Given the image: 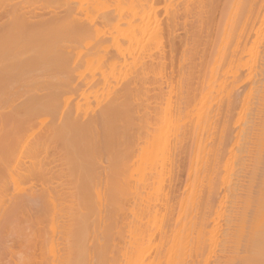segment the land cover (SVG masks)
Segmentation results:
<instances>
[{"label": "bare ground", "instance_id": "obj_1", "mask_svg": "<svg viewBox=\"0 0 264 264\" xmlns=\"http://www.w3.org/2000/svg\"><path fill=\"white\" fill-rule=\"evenodd\" d=\"M13 1L14 0H0V216L3 217L0 219V230H3V226L8 224L7 221L9 220H10V224L12 225L11 221L12 222L13 220L15 221L13 216H17V215L19 216L21 214H25L23 213L25 210L24 206L26 204V203L24 204L25 199L29 202L36 201L39 203V204H34L35 206L37 205V207L39 208L37 209L35 206L33 207V209L35 208V213H36L34 214V212L29 213L30 210L32 212L31 209L32 206L30 205L32 202L31 203L27 202V207L29 208V212L27 213L30 215L34 214L35 218H37L36 215L40 212L41 217L39 218L38 216L39 218L37 219L38 221H35V219L30 217V215L29 216L27 215L28 218L26 217L27 219H24L23 222L24 224L28 222L27 223L28 227L27 224L25 225L28 231L26 232V229L22 228L25 231V233L22 234V230H21L22 235H19V237L20 236H24V237L26 236V237L21 241V239L19 240L18 239L19 237L15 234L17 236V240H19L18 242L19 244L17 245L20 246L21 248L19 247V250H16V253L12 252L13 253L12 258L14 257L15 259L9 261L7 259L8 262L7 264H117L116 261H118L117 260L118 258H119L118 261L119 264H187L188 263L187 261L191 256H192L191 258L195 259L196 256H198L199 254L201 255V253L199 252L201 250V248H199V243L201 242L200 240L202 239L200 238L201 237L200 233H202V235H206V237L203 238L205 241L204 240L202 241H204V245H205L206 240H208L207 243L209 242L210 248L207 245V243L206 246L208 247L205 246V248L209 249L208 252L211 253V251L213 250L212 246L214 245L213 242L215 240L213 235H216L215 233H212V231L215 228H216L215 230L217 231V227H215L216 223L213 224V222L216 221L212 220V218L214 219L215 217L210 218L208 216L209 217L208 222L212 221L211 224H209V226L213 224L214 228L213 226H211L210 231L211 230L212 231L210 233L209 226L207 225L204 226V229L208 230V231L206 230L207 231L206 234L205 231H203V228H201V225L202 224L204 225L207 219L203 222V220L201 221L199 217L201 224L200 223L198 224L196 222L197 217L195 218L194 215L195 213L197 214L196 198L199 197L198 195L195 198L196 200H191V204L189 200V203L188 204L186 203V207H185L187 208V205L189 207H193L194 206L193 202L195 201L194 204L196 208L194 209L196 212L193 214L194 217L193 215H191L193 219H191L190 214H188L189 216L188 218L187 217L185 218L183 214L185 218V220H183L182 219L183 216L181 217L179 211L178 216L180 217V219L179 217L178 218L176 217L177 220L175 221V223H173L174 222L173 220L174 217L172 218L173 213L172 215L171 213H169L170 210H172L173 208L169 209V206L171 208V205L168 206V203L170 202V200L172 201L173 198L169 200L170 198L169 191H166V189L169 190L170 188L166 187V186L169 187V185H165V182H168L166 180L170 179V178L168 179V175L169 174L171 175V173L169 172H172L171 170H173L172 173L175 172L174 167L176 165V161L178 163L179 160L178 157L176 160V156H177L176 154L178 153L177 148L179 147L180 149H182L181 148L182 144L178 145V143L180 142L182 143L183 141L187 140V136L185 137V133L187 132V130L185 132V129H187L188 124L191 123L190 125L191 127L194 124L193 129L188 127V129L190 128L189 139H191V135L193 133V135L195 134L193 137H197L198 140L201 139L202 142V137H203L202 131L206 129L207 125L210 123V120L212 119L214 120L212 113L210 115V109L214 108L215 106L213 105L214 107L213 106L211 107L212 103L211 104L207 103L209 104L207 106L209 108L211 107L210 109H207L208 107H206L205 103L208 102L209 100L217 99L215 98L216 96L214 93H216V95H219L218 98L219 97L221 98V94L223 93L224 94V96H222L223 99L225 100L226 98L227 100L226 102H228V104L225 102V105L227 104V106L225 105L224 106L225 107L230 106L231 104L229 105V102L231 101H233V103L231 102L232 103L231 107L235 106L236 104L234 105V102L236 100H232V97L235 94H237L236 89L237 88L239 89L240 85H242L241 83L242 81H246V83L245 82L244 83L247 85V86L245 85L246 92L244 91L243 94L245 95L246 93L245 99L243 100L244 96L242 97V95L240 97L242 98L243 101H245V107L243 114L241 112L243 109L239 107L242 109L240 110L242 118L238 120H239V124L241 122L242 124H244V126L241 124L242 126L241 125L240 126L242 130L240 129L241 131L237 132V133L240 132V134L239 137L237 135L238 142L235 147V153L233 152V158L231 157V155L230 157L232 159L228 156V159L229 160L231 159V161H229L227 158L226 161H224L225 159L222 161L220 160L224 164L225 162L228 163L225 164V167H223V169L225 168L226 172L225 170L222 169L223 166L222 165L220 169L221 171L219 170L218 176L219 174L221 175L220 172L223 171L222 172L223 176L227 174L225 176L226 180L230 179V182L232 181L231 183L233 184L234 181L232 179H234L233 178L234 176L230 170L231 168L230 165L232 166L233 169L236 168V166L238 168V164L241 163L240 160L242 159L244 152L246 153L247 151H250L253 154V151L256 150L257 154L261 156V153L259 152L264 150V0H223V2L222 0H219V2L221 1V3L223 4L222 7L223 9L221 8L223 11V12L221 11L222 13L221 18L225 16V19L223 18V21L225 20V22L224 23L223 21L221 22L224 28L221 27L222 28L221 29L218 27L219 29H221L220 36L218 38L221 39H220V43L218 40L217 44L219 45L221 43H224V46H222L224 47L223 48L224 51L221 52L220 48H219L220 53L219 51H216L218 52L219 55L218 56L219 62L215 66L214 62L217 60L216 58L213 64L211 63V66L214 65L212 68V72L210 73V77L208 74L207 81L205 80L208 84L207 83L204 84L205 90L203 89L204 91L203 90L200 91L202 94L201 99H204L203 98L204 96L206 97V99L210 98L211 96V99L209 100L207 99V101L205 99L201 102L200 98H199L200 100L196 99L194 92L193 94L195 97L194 96L192 97H194L195 99L192 98L193 102L188 97L191 103H193L190 104L189 102L190 104L189 105L188 99L186 98L187 101H185V98L183 99L182 97L188 95L186 92L189 93L191 92V90H189L188 88L191 86L190 85L191 83L189 84L190 81L189 79L187 82L184 83L185 84L184 86H186V84L188 83L187 84L188 91H186L187 90L186 88L184 87L182 88V89H186L183 91L187 95H184V92L182 91V89H180V87L179 90L175 89L179 93V95H181L183 92V95L181 96L177 95V93L174 94V96L177 95L175 97L176 100L173 99L176 102L175 104V102L170 100V98H172L171 96L169 98L164 94V96L166 98H169V100L167 99L165 100L166 105L164 106V112L161 110L156 111V113H154V118H152L153 116L151 112H155V111L150 110L151 109L150 103L152 102H148L146 104V101L148 99H149L148 101H150V97H151L149 96L151 94V93L149 94L150 87L146 85L149 76L148 73L150 72L149 66L151 65H148L149 63H147L146 59L152 57V60L154 61V57H155L154 55L156 53L157 54L163 53V50L165 49V44L169 42V41L166 42L165 39L170 37L167 35V38H165L164 34H166V32H171V31H167V27L165 29L166 32H164L163 29L168 21L167 22L165 21L166 24L162 23L165 26L164 25L162 26V24L158 22L160 20V18H158L159 16L157 13L158 10L157 6L159 3L156 6V1L153 2V0H129L130 4L129 1H126V7L129 8V13H127L126 8L123 7L124 4L122 5L121 2L120 3L118 2L119 5L122 6L121 9L122 10L125 9L124 12H126L128 15H125L126 16L125 17L122 16L123 11H121L122 13L121 12L118 13L115 11V14L112 15L110 13V15L106 16L105 13L108 11H106V9L104 8L105 9L104 11L106 12L102 13L104 14L103 18L100 16L101 20H99L98 22L96 16H90V15H93V11H95L94 9H96L95 7H97L98 3L99 5L106 4V2L101 3L102 1L104 2V0H85L86 4H84V1H82L83 2L82 6H80L81 4L78 5L77 3L78 6L77 8H73L72 5H70V3H67V0L66 3L62 0L65 4L69 5L68 7L71 6V8H67L66 7L67 5L66 6L64 5V8L66 7V9L63 8V10H65L64 14L66 15L60 18L61 12L57 11V13H59V17L58 15L54 14L55 11H53L54 10L53 8H56L55 6L52 8L53 10H51L52 12H54L53 13L54 15L53 14L52 15L55 16V18L50 14L51 17L49 16L50 17L49 19L41 18L43 20L41 19L38 20L39 19L38 15L41 14L40 16L42 17L43 12L39 13L40 12L39 11L38 15L36 14L37 13L36 10H34L36 13L32 12L36 6L37 8H39L40 6L38 7V5H35L32 8V11H30L31 9L30 10L27 9L30 12L26 10L21 11L23 7L25 9L27 5H29L30 7L31 4L27 3L26 6H21L22 4L17 5L16 3L17 1H16L15 2L16 4L14 5ZM33 1L36 0H32V2ZM45 1L47 2L49 0H45ZM188 1L189 0H165V4H166L165 7L173 17L174 14H176L180 19L182 18L183 14L182 16H179L180 14L179 12L181 11L178 12V10L179 9L181 10L183 8L184 3L186 5L184 6V10H182V13L184 12L186 13V11L190 10L189 9L190 6L189 7L187 6ZM216 1L218 0H193L192 2L190 0L191 4L190 3L189 4L193 6V8L194 6H196L193 3L197 4V6L194 9L195 10L198 9L196 11V13H198V11L200 10L199 8L202 7L201 9H203V7L206 6L207 4L209 5ZM22 2L24 1H20V3ZM28 2L31 3V0H28ZM63 2H61V4ZM180 2H181V6L183 5L182 7L180 6L181 8L178 6ZM73 3H75L74 0ZM7 5L12 6V9H10L9 7L7 8ZM16 5L17 7H15ZM44 5L42 7H44ZM214 5L215 4H213V7ZM18 6H20L21 8ZM47 7L48 6H46V8ZM210 7L208 6L206 8L211 10ZM18 8H20L21 10L19 11ZM193 8L191 7V11L193 10ZM15 9H18V11H16ZM112 11H114V9ZM164 11H166V9ZM47 12L46 15L49 14ZM99 13L100 12H98V14ZM6 17L8 18L4 20V18ZM34 18L37 20H33ZM191 18L193 19V16ZM200 18H201V14H200ZM169 24L167 25L170 28H172L171 27L172 24L171 25ZM175 27L176 26H174V28ZM194 28L198 30V27H194ZM197 30L195 31L199 32ZM218 31L220 30H217V34H219ZM206 37L208 38L209 36L206 35ZM78 41L79 42L86 41L87 43L85 42V44H88V46L84 47L85 44L83 45V43L82 45L81 43H78L79 44L78 45L76 43ZM211 41L213 40L211 39ZM170 45H174V44H170ZM170 45H168V47ZM191 47L193 49V46ZM173 49L175 50V48ZM193 53L195 52H192V54ZM178 54H180V52ZM207 54L208 53L206 52V55ZM215 54L216 57L217 53ZM159 57L162 59L161 55ZM205 59H207V57ZM163 60L161 64L162 66H164L163 62H165ZM210 60H208V62ZM83 62L86 63L88 67V68L85 67L84 68L85 70L82 69L84 72L81 69H79L81 65H85V64H81ZM153 66H151L150 70L153 69L152 71L156 72V74L158 75L157 78H159V74L161 75V72L163 74V71H161L162 67H160L161 70L158 68L159 73H157V71L154 70V68L157 67L155 66L153 67ZM86 68L87 69L90 68L89 69L90 70L89 73H91L90 75L86 74L88 73ZM174 71L176 70H173V72ZM178 74L179 72H177V75ZM183 74L184 73L182 72V75ZM189 75L191 76V73H189ZM160 77L162 78V75ZM191 82L193 84L194 81ZM181 83H183V81ZM199 83L201 84L202 82L200 81ZM182 85L180 86L182 87ZM204 85L202 87H204ZM209 85H211L212 87L209 88ZM197 87L199 88V86ZM175 90L173 89L174 92ZM174 92H172V94ZM239 92L241 94L240 90ZM239 92L237 96L236 95L234 96L233 99L237 97L236 98L237 100L238 99L239 101L241 100L239 98L240 96ZM91 93H93L94 97H96L97 99V101H95L96 99H93L94 102H96V104H94L93 100L89 98V96H91L90 95ZM157 94L159 95V93ZM170 94L171 93L169 91V95ZM191 95L189 96L191 97ZM198 95H200V93L197 94V97L201 96ZM212 95L215 96L213 99H212L213 97ZM160 96L163 97L162 93ZM97 97L99 98L102 97L101 101ZM171 101L174 103L173 107H172L173 103H171ZM236 102L238 103V101ZM162 103H164V101ZM222 103H224V101ZM241 104L244 105V103ZM189 106L191 107V109ZM228 108L230 109V107ZM160 109H163V107H160ZM214 112H217V110L213 111V113ZM223 115L225 116L224 113ZM232 117L234 118L235 116L232 115ZM224 122L222 123V126L223 125L224 126L221 129V132H219L221 134L220 135L221 137L219 136V133L218 136H216L218 137V139H220V141L222 140L223 142L224 139L226 140V136H228L229 133L230 135L233 134L232 135L233 138H234V134H236V132L234 133L232 132L233 126L230 125L232 126L230 130V127L228 125L229 129H227V127L225 128ZM211 123H214L215 125V121H212ZM236 124L237 125L235 126L239 125L238 123ZM211 126L212 128L214 127L213 125ZM224 128L227 129L228 131L230 130L229 133ZM235 129L236 128H234V131ZM191 130H193L194 132H192ZM208 130L207 131L205 130L207 134L205 138L203 137L204 138L203 141H205V143H206L205 139L207 138V136H209L208 132L210 130L209 131ZM232 136L227 138V141H230L228 139H232L231 138ZM184 138L185 140L181 141V139ZM192 139L191 141L195 142L196 139L194 140ZM211 139H212L211 143H214L213 138ZM214 139H216L217 141V138L214 137ZM220 141L218 142L219 147H221ZM227 141H226V145H228ZM231 141L229 143H231L230 146L232 148V145L233 143L235 144V141L234 139L233 142ZM223 142H221V144H223ZM183 143H184L183 146L186 147L185 142ZM195 143L194 144L192 143L193 149L191 148L192 145H190V148L192 152L193 150L195 151V149H198V153L197 150L195 152L197 153V155L195 154L196 160H194L193 158L194 152L193 153L190 152L191 154H193V156L191 155L189 156L190 158L192 157L191 161L194 160L196 164H194L193 162L191 163L194 164V167L196 166L195 169L197 171V176H200L198 174V166L200 168L201 166H203V169L208 170V173L210 172L208 174L206 171L209 181L206 180L207 182L206 181L205 182L206 184L209 182L210 185H206L204 183L206 186V190L204 191L203 194H206L207 192V195L208 194L210 195L211 192H213L212 195L214 198L215 195L217 196V193L215 194V192L217 191L218 188H216L217 184L215 182L213 184L214 186L211 185L212 180L210 182V177L213 174L214 168L216 169L214 165H216L215 162L216 159L218 158V155L220 156L219 154L220 149H218L217 152L215 151L216 154L214 156L212 155V159L210 160L211 162L209 163L210 165H208V163H206L207 162L206 158H204V156L202 155L205 152L207 154V149H206L207 145L205 146L204 145L205 143L203 142L204 148L206 150L205 152L202 150L203 152L201 153L200 148L203 149V146L202 147L200 146L199 148V144H198L196 148ZM208 144H210V142H208ZM218 146L217 143H214L212 148L210 146L211 148L210 150L212 151L213 149L214 151L215 147L217 150ZM222 148H225L223 149L224 150L223 153L229 155L227 154L228 152H225L226 147L223 146L221 147V149ZM227 149H229V147H227ZM230 151L231 149L229 150V152ZM202 156L203 159H205L203 165L201 164L203 160ZM247 156L248 155H246V157ZM221 157H225V156H221ZM257 161L256 163L260 164V161L258 162ZM197 162L199 163V165H197ZM217 162L219 166V161ZM191 166L193 167V165ZM191 166L189 171L191 170ZM237 168L235 169L236 172H237ZM196 171H194L195 175H196ZM201 171L202 173H204V170H202V168ZM235 171L233 172L234 175H236ZM259 172L257 173L255 172V173L259 174ZM230 173L232 175H230ZM239 173L241 175L242 172ZM229 175L231 176V178H229L230 177ZM221 176L218 178L217 183L219 181H221V183L223 182V176L222 177ZM203 177L204 176L202 174L200 180L201 183L205 178ZM195 178L197 179L196 176ZM172 180H173V176H172ZM24 182L31 183L30 184L31 187L29 188V191L26 190L27 188L24 186L23 184ZM195 183L197 184V180ZM231 183L223 182L222 187L220 186L222 188L220 192H222L225 184L226 187L225 192L227 196L229 195L228 198L231 197L230 195L232 194L231 190L233 188L231 187L235 188V186H232ZM263 183L261 184L263 185L262 189L264 190ZM167 184H169V182ZM38 185H40L39 188H37ZM201 185H199L198 188L196 187V189L199 190ZM191 187H193V189L190 191L194 192L196 189L194 190L195 184H193V182ZM250 188L251 187H249V189ZM260 188L257 190L258 192L260 190L261 193L262 189ZM200 189L202 190L204 188H200ZM189 193L190 195L188 196L191 197L192 193L191 192ZM203 194H202V198H203ZM10 195L12 196V198H10L11 197ZM259 195L261 201H259L258 203V201L255 199L254 202L257 201L256 203H254L255 210H253L250 206L252 210L251 212H253V214L259 212V214H256V216L255 215L251 216L252 222L254 221L255 217L257 219V216H258V221L255 220L254 223L251 224L247 222L248 220H246V222L249 223L248 226H246L248 230L250 226H253V224L255 225V223H256L255 225L256 230L252 231L254 229L252 227L251 232L249 231L250 233L249 232L246 233L244 230L247 229L245 228V225L247 224L244 221V223L243 222L241 223L242 225H244L243 227L244 230L239 229L240 233L241 231H243L245 232V234L247 235L249 234L250 236L253 235V233L257 231L258 228L259 231L260 230L264 231V227H262V225L264 224V220L262 219L264 217L263 215L264 191L262 194ZM192 196L194 197L195 194L194 195L192 194ZM164 197H165L164 202L166 201L165 202L166 206H164L163 209L162 205L164 203L163 202ZM220 197L223 198L222 196ZM228 198L225 197V200L227 201ZM219 199L218 198L215 199L217 200L218 205L220 204L219 202L221 201H222L221 203H223V200L218 201ZM229 199H228V204L231 205L233 202H230ZM231 199H233V196L231 197ZM245 199L247 198L244 197V202ZM168 200L169 202H167ZM199 200L201 199H198V201ZM206 200L208 201L209 199H205V201ZM205 201L202 199L201 204L204 202L203 205H205L207 203V202L205 203ZM6 203L7 204L11 203L12 207L10 208L9 205L7 209ZM126 203H129L128 206L125 205ZM239 203L238 205H240ZM257 203L260 204L259 206L260 208L261 207L263 208H261L262 210L258 208V211L255 212L257 210L256 207ZM28 204L30 205V207ZM216 204L215 206H217ZM223 204L227 206V202H224ZM248 204L249 202L247 203V205ZM203 205L202 208L205 209L206 206L204 207ZM220 205L218 206L219 212L221 210ZM108 206L109 207L112 206L113 207V208L111 207L112 210L116 212V216H114L115 213L110 211L112 212V214L114 213V215L112 216L116 218L117 217L120 218L121 216H123L121 218L122 221L126 213L128 214L129 212V215L131 216L128 229L126 228V226L123 227L124 223L122 224V221L120 219L122 227L126 228V231L125 229L124 230L122 229L123 231H125L126 237L128 233L130 235L128 236L130 237L129 238L130 240L128 241L130 245L127 246V244H125L124 241L125 235L123 238V234L119 231V229H117L118 232H116L115 235L113 233L115 238L116 235L117 236L122 235L121 239L124 241V244L126 245V247H124L123 249L121 247L120 249L121 252H119L122 257V260L125 255L123 263H121L120 261V255L118 256V252L115 251V248H117L116 250L119 251L120 246L117 245L116 247L117 243H115L119 241V239L116 238L114 241V237L111 236L113 237V239L111 240L110 234H112V232L108 231L109 232L108 234V232L106 233V231L103 230L105 226L106 217H108L109 219L108 220L109 224H112L113 226V222H114L115 224L114 227L116 228V225L118 226L117 219L110 217L108 214L104 215L105 211L106 210L108 211L107 208ZM129 206L132 207L130 208ZM208 206L210 207L209 204ZM226 206L225 208H228V206L227 207ZM172 207H174V204ZM241 209L242 207L240 208V210ZM246 209L249 212L250 209L249 208ZM25 211H28V209ZM191 211L190 213H192ZM199 211L201 212V207L200 210H198V212ZM229 211H232V209L231 210L229 209ZM184 212H186V210ZM260 212L262 217H260L261 216ZM230 213L226 212V214L229 215ZM94 214H96L95 219L93 217ZM200 215L202 214H199L198 216ZM221 216L223 215L221 214ZM224 216L226 215L224 214ZM243 216L244 215H242V217ZM205 217L207 218V216H204L203 219ZM244 217L247 219L248 217L247 214ZM19 218H21V216H19ZM23 218L19 219L20 224L23 221ZM218 218L219 217H216L217 222L220 221V220L218 221ZM3 220L5 221V225ZM199 220L198 222H200ZM229 220L231 223L233 222V220L231 219ZM29 221L30 222L32 221L30 227H29ZM222 221H220V223ZM261 221H263V223H261ZM15 222L17 223L18 221ZM115 222H117V224ZM33 223H35V226ZM242 225L237 224V226L239 227H241ZM17 226L18 225L15 224L14 228H16ZM5 227H7V225ZM14 228L12 227L11 229ZM19 228L21 229V227L19 226L16 229ZM168 229L172 231V232L170 231L172 235L171 233L169 234ZM223 231H222V239L223 236H225V233ZM208 232L210 233V235ZM1 233L3 232L1 231ZM194 233L196 234V236ZM166 234H168L169 236ZM170 236H173L172 239H170ZM193 236L196 238L197 240L196 242ZM227 236L228 234L226 235V239H224L226 241L231 237L230 236L228 238ZM249 236L247 237L249 238ZM258 236L260 235L258 234ZM168 237L169 239H167ZM251 237L249 238V244L248 242L247 244L244 243L247 245L248 252L249 249L252 250L254 248L253 246L254 243L252 245V242H254L253 240L254 238L252 239L253 240L252 241L250 240ZM109 238H110V242H109ZM192 238L194 239V241ZM235 238L239 239L237 235L236 236L234 235V239ZM220 239L221 238H219V240ZM242 239L244 238L242 237ZM112 241H114L115 244L111 243ZM236 241L237 240H235V242ZM106 242L108 243V246L106 245L107 244ZM193 242L196 243L197 246L196 244L193 246L192 245ZM188 243H191V247L193 246L194 252L190 251L191 248L189 249V252L187 251L186 245H188ZM112 244H114L112 251L114 249V252H116L117 256L116 254H114V252L109 251L111 250ZM219 244L221 245V243L218 242V247ZM109 245L111 247H109ZM204 245L202 244L203 247L202 250L204 249ZM250 246L251 248H249ZM7 248L10 250L9 247ZM150 248L151 249L154 248L156 251V255L154 257L155 259L153 261L150 260L148 261L146 259L147 256L145 258L144 257L145 255L143 254L145 250L152 251L150 250ZM247 248H243V251L244 249L247 250ZM219 250L220 249L218 248V252ZM262 250H260V252ZM195 251L198 255H196ZM215 251L217 252V250ZM18 252L19 253L22 252L20 254L22 257L19 255ZM109 252H111L112 255L109 254ZM203 252L206 253L205 249ZM208 252L206 253L207 255ZM107 253L109 255H107ZM187 253L189 254L191 253L192 255L188 257L189 254L187 255ZM194 253L195 255L193 256ZM16 254H18L20 257L18 255L16 257L13 256ZM202 254L204 255V253ZM1 255L2 252H0V256ZM113 255H115V258L113 257ZM249 255L250 254H248V256ZM111 256L112 259L114 260L116 259V261L113 260L112 262L110 258ZM241 256H242L241 261L242 260L243 262L248 261L245 259V257L247 258V253ZM252 257H254V255ZM203 258L205 259L204 256ZM236 258L237 257H235V259ZM263 258L264 256L261 257L262 260ZM2 263L5 264V262ZM206 263L208 264L207 257H206ZM190 264H196V263H194V261H190ZM253 264L255 263L253 262ZM259 264L261 263L259 262Z\"/></svg>", "mask_w": 264, "mask_h": 264}, {"label": "rangeland", "instance_id": "obj_2", "mask_svg": "<svg viewBox=\"0 0 264 264\" xmlns=\"http://www.w3.org/2000/svg\"><path fill=\"white\" fill-rule=\"evenodd\" d=\"M17 1V2H16ZM20 1H24V2H22V3H20ZM39 0H36V1H33L32 2V0H31V3L30 2H28V0H14L13 2H14V5L17 3V5L18 4H22L21 6H26V4L28 3V4H31L30 5V7H29V5H27V7H25V9H24V7H23V9L21 10L20 8V6H18V7H20V8H18L19 9V11L21 10V11H29L30 9V11H32V8L35 6V5H38V7L40 6V7H42L44 4H46V5H44V7H42L43 8V10H42V8H37V6L35 7V9H33V11L32 12H35L34 10H36V14L38 15V12L39 13H42V17L40 16V15H38L39 17V19L38 20H40L41 18H47V19H49L50 17H51V15L54 13V12H52L51 10H53V11H55V13L54 14H56V15H58V17H59V13H57V11H59V12H61L60 13V15H61V17L60 18H62V16H65L66 14H64L65 13V10H63V8H64V5L66 6L67 4H65L66 3V0H51V2H50V0L49 1H39ZM61 4V2H63L61 5L58 3V2ZM71 0H67V3H70V5H72V7L73 8H77L78 6H77V3H78V5H80V6H82V4H83V2L82 1H84V4H86V2H85V0H80V1H78V0H74V2L76 3H73V0L70 2ZM113 1V0H112ZM111 0H104V2L102 1L101 3H105L106 2V4H100L99 5V3H98V5H97V7H95L96 9H94L95 11H93V15H90V16H96L97 17V21L99 22V20H101V17L103 18V15L104 14H102V13H104V12H106V11H108V12H106L105 14H106V16L107 15H110V13L113 15V14H115V11L116 12H118V13H120L121 11H123V15L122 16H125V15H128L127 13H129V8H127L126 7V1H129V0H114L113 2H112ZM125 2V3H123V2ZM156 1V6H157V4H158V10H157V13H158V18H160V20L158 21L159 23H165L166 24V22H167V24H169L170 22V24L169 25H171V27L172 28H170L167 24H166V26L164 25V24H162V26L164 25L165 27L163 28L164 29V32H166L165 31V29H166V27H167V31H171V32H166V34H164V37L165 38H167V35L168 36H170V37H168L167 39H165V41L167 42V41H169L168 43H166L165 44V49L163 50V55L162 54H160V53H156L154 56L156 57H154V61L152 60V57L150 58H147L146 60H147V63H149L148 65H151V66H153V64H154V66L155 67H157V68H154V70L155 71H157V73H159V71H158V68L160 69V67H162V70L161 71H163V74H162V72H161V75H162V78L160 77L161 75L159 74V78H157L158 77V75L156 74V72H153L152 70L153 69H151L150 70V68H151V66H149V73H151V74H149L148 73V81H147V84L146 85H148V87H150V92H149V96H151L150 97V101H146V104L148 103V102H152V103H150L149 105L151 106H149L151 109V111H155V112H151V114H152V118H154V113H156V111H158V110H161V111H163L164 112V106L166 105V99L167 100H169V98H170V96L172 97V98H170V100H172L173 102H175L174 100H176L175 99V97L177 96V95H179V93L175 90V89H177V90H179V87H180V89H182L183 87L184 88H186L187 89V87H188V83L186 84V86H184L185 84V82H187L189 79H190V81H189V84L191 85L190 87H188L189 88V90H191V92H192V95H191V92L189 93V92H186L187 94H185V92L183 91V90H186V89H182V91L184 92V95H187V96H182L183 97V99L185 98V101H187V99H188V104H189V102H190V104H193V103H191V101L193 102V100H192V98L193 99H195L194 97L196 96V99H198V100H200L201 99V97H202V94H201V92L200 91H202L203 89L205 90V85L204 84H206L207 82V77H208V74H209V77H210V73L212 72V68H213V66H211V63L213 64V62H214V60H216V58H217V60L214 62L215 63V66L218 64V62H219V55H218V52H216V51H219L220 49V51L222 52V51H224V47H222V46H224V43H221V44H217L218 43V40H219V43H220V39L218 38L219 36H220V32H221V27H223V25H222V21H223V18L225 19V16H223V18H221L222 17V13H221V11H222V7H223V4L221 3V1L219 2V0L218 1H216V2H213L212 4H207L206 6H204L203 7V9H201V8H199L200 10L198 11V13H196V11L198 10H195L194 8L197 6V4H195V3H193L194 5H196V6H194V8H193V6H191L190 4V0L188 1V3H187V6L189 7V9L190 10H188V11H186V13L184 12V13H182V10H184V6L186 5L185 3H184V6H183V8L180 10H178V12L179 11H181V12H179V13H177V14H179V16H182V14H183V16H182V18H178V15H176V14H174V17L170 14V12L167 10V8L165 7V0H153V2H155ZM193 0H191V2H192ZM13 2H12V4H13ZM16 2V3H15ZM19 2V3H18ZM38 2V3H37ZM48 2H50V3H48ZM79 2H81V3H79ZM117 2V3H116ZM121 2V4L123 5V7H125L126 8V12H124L125 11V9L124 10H122L121 8H122V6H120L119 5V3ZM219 2V3H218ZM222 2H223V0H222ZM35 3V4H34ZM72 3V4H71ZM114 3V4H113ZM162 5H161V4ZM190 3V4H189ZM24 4V5H23ZM52 5V7H51V5ZM59 4V5H58ZM76 5V7H75V5ZM111 6H109V5ZM112 4H113V6H112ZM129 4H130V1H129ZM163 4H164V7H163ZM180 4V5H179ZM178 4V6L180 7L181 6V2ZM192 4V5H193ZM213 4H215L214 5V7H213ZM221 4V5H220ZM17 5L15 6V7H17ZM50 5V6H49ZM74 5V6H73ZM120 6V8H119V6ZM46 6H48L47 8H46ZM56 6V8H53V7H55ZM61 8H60V7ZM63 6V7H62ZM69 5H67L66 7L67 8H71V6L70 7H68ZM116 6V7H115ZM177 6V7H178ZM181 6V7H182ZM210 7L211 8V10L210 9H207L206 7ZM10 8V9H12V6H9V5H7V8ZM29 7V8H28ZM66 7L64 8V9H66ZM101 7V8H100ZM109 7V8H108ZM119 9H118V8ZM180 7V8H181ZM191 7L193 8V10L191 11ZM213 7V8H212ZM216 7H217V9H216ZM219 7V8H218ZM53 8V9H52ZM57 8H59V9H57ZM106 9V11H104L105 9ZM162 8H164V9H162ZM222 8V9H221ZM14 9V8H13ZM18 9H15L16 11H18ZM27 9H29V10H27ZM38 9V10H37ZM62 9V10H61ZM99 9H102V10H99ZM109 9H114V11H112V10H109ZM121 9V10H120ZM162 9V10H161ZM166 9V11H164ZM178 9V8H177ZM49 10V11H48ZM61 10V11H60ZM68 10V9H67ZM204 10V11H203ZM215 10V11H214ZM219 10V11H218ZM29 11V12H30ZM48 11V12H47ZM191 11V12H190ZM210 13H209V12ZM46 12L47 13H49L48 15H46ZM98 12H100L99 14H98ZM200 12V13H199ZM223 12V11H222ZM44 13H45V15H44ZM66 13H67V11H66ZM107 13H109V14H107ZM213 13V14H212ZM51 14V15H50ZM53 14V15H54ZM98 14V15H97ZM117 14V13H116ZM189 14V15H188ZM200 14H201V18H200ZM208 14V15H207ZM211 14V15H210ZM216 14V15H215ZM224 14V13H223ZM52 15V16H53ZM198 15V16H197ZM218 15V16H217ZM50 16V17H49ZM99 16V17H98ZM101 16V17H100ZM193 16V19L191 18ZM208 16V17H207ZM54 18H55V16H53ZM84 17V16H83ZM126 17V16H125ZM169 17V18H168ZM197 17V18H196ZM204 17V18H203ZM210 17H212V18H210ZM8 17H6V18H4V20H6ZM165 18V19H164ZM206 18V19H205ZM43 19H41V20H43ZM56 19H57V16H56ZM59 19V18H58ZM164 19V20H163ZM170 19V20H169ZM192 19V20H191ZM202 20V22H201V20ZM212 19V20H211ZM216 21H215V20ZM222 19V20H221ZM33 20H37V19H33ZM178 20V21H177ZM182 20V21H181ZM194 20V21H193ZM206 20V21H205ZM210 20H211V22H210ZM214 20V21H213ZM166 21V22H165ZM181 22V23H180ZM204 22V23H203ZM211 24H210V23ZM217 24H216V23ZM220 23V25H219V23ZM225 22V20L223 21V23ZM177 23V24H176ZM179 23H180V25H179ZM198 23V24H197ZM215 23V24H214ZM189 24V25H188ZM195 24V25H194ZM210 24V25H209ZM176 26L175 28H174V26ZM201 25H203V26H201ZM218 25V26H217ZM222 25V26H221ZM161 26V27H162ZM199 26H200V28H199ZM213 26V27H212ZM170 29H169V28ZM180 27V28H179ZM194 27H198V30L196 29V28H194L195 30H197V31H199V32H196L193 28ZM221 28V29H219V28ZM206 28V29H205ZM212 30H211V29ZM216 28V29H215ZM224 28V27H223ZM174 29V30H173ZM176 29V30H175ZM203 29V30H202ZM217 30H220V31H218V33L219 34H217ZM191 31H192V33H191ZM205 31V32H204ZM193 32H195V33H193ZM204 32V33H203ZM208 32V33H207ZM212 32V33H211ZM214 32V33H213ZM168 33V34H167ZM171 35H170V34ZM174 33V34H173ZM197 33V34H196ZM194 34V35H193ZM207 36H209L208 38L206 37V35ZM209 34H211V35H209ZM213 34V35H212ZM197 35V36H196ZM205 35V36H204ZM108 36H109V34H108ZM172 36V37H171ZM174 36V37H173ZM213 37V38H212ZM216 37V38H215ZM175 38V39H174ZM198 38V39H197ZM218 38V39H217ZM210 39V40H209ZM211 39L213 40V41H211ZM171 40V41H170ZM183 40V41H182ZM193 40V41H192ZM196 40V41H195ZM216 40V41H215ZM204 41V42H203ZM207 41H208V43H207ZM214 41H215V44H214ZM86 42V41H85ZM85 42L83 41H81V42H76L77 44L78 43H81V45H82V43H83V45L85 44ZM176 44H175V43ZM195 42V43H194ZM202 42V43H201ZM213 42V43H212ZM87 43V42H86ZM170 44H174V45H170ZM182 44H184V45H182ZM214 44V45H213ZM79 45V44H78ZM168 45H170L169 47H168ZM215 45H217V46H215ZM221 45V46H220ZM85 46H88V44H85L84 45V47ZM167 46V47H166ZM174 46V47H173ZM183 46V47H182ZM191 46H193V49H192V47ZM214 46V47H213ZM189 47V48H188ZM195 47V48H194ZM197 47V48H196ZM173 48H175V50H177V51H175ZM200 48V49H199ZM202 48V49H201ZM213 48H214V50H213ZM217 48H218V50H217ZM220 48V49H219ZM169 49V50H168ZM167 50H168V53H167ZM189 50V51H188ZM202 50V51H201ZM205 50H206V52L208 53L207 55H206V52H205ZM175 51V52H174ZM180 52V54H178L179 52ZM199 51V52H198ZM220 51H219V53H220ZM183 52V53H182ZM187 52V53H186ZM191 52V53H190ZM192 52H195V53H193L192 54ZM173 53V54H172ZM199 53V54H198ZM213 53V54H212ZM215 53H217V56L215 57ZM162 56V59L159 57L160 55ZM166 54V55H165ZM170 54H172V55H170ZM187 54V55H186ZM157 55V56H156ZM159 55V56H158ZM169 55V56H168ZM174 55V56H173ZM177 55V56H176ZM191 55V56H190ZM193 55H196V56H193ZM205 55V56H204ZM215 57V59H214V57ZM190 56V57H189ZM158 57V58H157ZM167 57V58H166ZM170 57V58H169ZM183 57H185V58H183ZM195 57V58H194ZM207 57V59H205ZM211 57H212V59H211ZM163 58H164V60H163ZM180 58V59H179ZM183 60H182V59ZM190 58V59H189ZM149 59V60H148ZM151 59V60H150ZM159 59H161V60H159ZM168 59V60H167ZM172 59V60H171ZM184 59H185V61H184ZM188 59V60H187ZM196 59V60H195ZM212 60V62H211V60ZM162 60L163 61H165V62H163L164 63V66H162L161 64H162ZM167 60V61H166ZM204 60V61H203ZM208 60H210L209 62H208ZM156 61V62H155ZM158 61H160V62H158ZM182 61V62H181ZM188 61V62H187ZM191 61V62H190ZM200 61H201V63H200ZM159 64H158V63ZM175 62V63H174ZM198 62V63H197ZM209 63H210V66H209ZM81 64H85V65H81L80 66V68L79 69H84L85 67H87V64L86 63H81ZM166 65V66H165ZM170 65V66H169ZM198 65V66H197ZM208 65V66H207ZM153 66V67H154ZM159 66V67H158ZM152 67V68H153ZM209 67H210V69H209ZM88 68V67H87ZM86 68V69H87ZM95 68V67H94ZM168 70H167V69ZM174 68H176V69H174ZM90 69V68H89ZM89 69H87V72L88 73H86V74H88V75H90L91 73H89L90 72V70ZM157 69V70H156ZM178 69V70H177ZM199 69V70H198ZM204 71H203V70ZM85 70V69H84ZM89 70V71H88ZM92 70V69H91ZM165 70H167V71H165ZM173 70H176V71H174L173 72ZM193 70V71H192ZM209 70V71H208ZM83 71V70H82ZM152 71V72H151ZM184 71H186V72H184ZM197 71V72H196ZM208 71V72H207ZM84 72V71H83ZM177 72H179V74L177 75ZM182 72L184 73L183 75H182ZM194 72V73H193ZM204 72V73H203ZM153 73V74H152ZM189 73H191V76L189 75ZM156 74V75H155ZM187 74V75H186ZM198 74H199V76H198ZM202 74V75H201ZM165 77H164V76ZM192 75H193V77H192ZM172 76V77H171ZM174 76V77H173ZM184 76V77H183ZM198 76V77H197ZM201 76V77H200ZM171 77V78H170ZM189 77V78H188ZM243 77V76H242ZM128 78H129V76H128ZM180 78V79H179ZM185 78V79H184ZM194 78V79H193ZM162 81H161V80ZM202 82L201 84L199 83L200 81ZM151 80V81H150ZM157 80V81H156ZM168 80V81H167ZM206 80V81H205ZM208 80H209V78H208ZM161 81V82H160ZM173 81V82H172ZM183 81V83H181ZM191 81H194L193 82V84H192V82ZM199 81V82H198ZM205 81V82H204ZM160 82V83H159ZM163 82V83H162ZM179 82H180V84H179ZM246 81H242L241 83H242V85H240V87H239V89L237 90L236 89V93L238 94V92H239V90L241 91V94H240V92H239V98L241 97V95H242V97H243V100L245 99V95H246V93H245V95H243L244 94V91L246 92ZM171 83V84H170ZM196 83V84H195ZM154 84V85H153ZM158 84V85H157ZM167 84V85H166ZM173 84V85H172ZM178 84H179V86H178ZM183 84V85H182ZM208 84V83H207ZM210 84V83H209ZM244 84V85H243ZM177 87H176V86ZM180 85H182V87L180 86ZM201 85V86H200ZM204 85V87H202ZM246 85V86H245ZM159 88H158V87ZM176 88H175V87ZM197 86H199V88L197 87ZM160 87H162V88H160ZM202 87V88H201ZM210 87H212L211 85H209V88ZM164 88V89H163ZM198 88V89H197ZM206 88H207V85H206ZM98 89V88H97ZM155 89V90H154ZM160 89V90H159ZM172 89V90H171ZM173 89L175 90V92L173 91ZM163 92H162V91ZM170 91V95H169V91ZM196 90V91H195ZM203 90V91H204ZM155 91V92H154ZM164 91H166V92H164ZM181 91V90H180ZM181 91V92H182ZM186 91H188V89L186 90ZM198 91V92H197ZM172 92H174L173 94H172ZM181 92H180V94H181ZM183 92H182V94L181 95H183ZM195 92V96H194V93ZM225 92V91H224ZM157 93H159V95L157 94ZM161 93H162V96L163 97H161L160 95H161ZM175 93H177V95H175L174 96V94ZM200 93V95H198V96H200V97H197V94H199ZM156 94V95H155ZM164 94H165V96H167V97H169V98H166L165 96H164ZM215 94V96H213L212 97V99L215 97V98H217L216 100H209V99H211V96H210V98H207L209 101L208 102H206L205 104H206V107H208L207 105H209V104H207V103H212L211 104V107L213 106L214 108H212V109H210L209 107L207 108V109H210V115H211V113H212V115H213V117H214V120L212 119V120H210V123L207 125V127L209 128V130L212 128V126L211 125H213L214 127V130H213V128L209 131L208 130V128L206 127V131L208 130L209 132H208V135L210 136H207V138L205 139L206 140V143H205V141H203L204 140V138L206 137V131L205 130H203L202 131V133H203V137H202V135H201V137H202V142H201V139L200 140H198V138L197 137H193L194 135H193V133L192 132H194L193 130H191L192 132V135H191V139L192 140H194V139H196L195 140V142L197 143H195L194 141H191V139H189L190 137H189V133H190V128H192L193 129V126H194V124L192 125V127L190 126L191 125V123L190 124H188V127H190L189 129H188V127H187V129H185V132H186V130H187V132H188V130H189V132H188V135H187V132L185 133V137L187 136V140L186 141H183V142H185V146L186 147H184L183 145H184V143L182 142H180V143H178V145H181L182 144V149H183V151H182V149H180L178 146V148H177V151H178V153L176 154L177 156H176V160H177V157H178V163H177V161H176V165H175V172L174 173H172L173 172V170H171L172 172H169V173H171V175L169 174L168 175V179L169 180H166V181H168L169 182V184H167L168 182H165V185H169V187L168 186H166L167 188H170L169 190L168 189H166V191H169V200L170 199H172L173 198V200L171 201L170 200V202H169V200L167 201V202H169L168 203V206L169 205H171V208H170V206H169V209H172V210H170V212L169 213H171V215H172V213H173V215H172V218H173V220H174V222H173V220H172V222L173 223H175V221L177 220V218L179 217L178 215L180 214L181 215V217L183 216V214H184V216H185V218L187 217H189L188 216V214H190V216L191 215H193L196 211H195V209L194 208H196V206H195V201L193 202V205L195 206H193V207H189L188 205H187V208H185L186 207V203L188 204L189 203V200H190V204H191V200H196V205H197V214L195 213L194 215H195V218L197 217V223L199 224H201V221L203 220V222L205 221V224L203 225H201V228H203V231H205V233L207 234V231L204 229V226H209V224H211V222H208L209 221V217L211 218V217H215L214 219L212 218V220H214V221H216V222H213V224H215L216 223V226L215 227H217V231L215 230V229H213V231H212V233H215L216 235H213V237L215 238V240H214V245L212 246L213 247V250L211 251V249H210V251H211V253L210 252H208L209 251V249H206L205 248V246H206V243H207V241L208 240H206V243H205V245H204V239L203 238H205L206 237V235H202V233H200V238H202L200 241L201 242H203V243H199V248H201V250L199 251L200 253H201V255L199 254H197L196 253V251H195V253H196V255H198V256H196V258L194 259V258H191L192 256V254L190 253H187V255H188V257H190L189 259H188V263L190 264V261H194V263H196V264H201V261H202V264L204 263V264H207L206 263V257H207V262H208V264H246V262H247V264H253V262L255 263V264H259V262L262 264V262H263V264H264V258H263V260L261 259V257L262 256H264V254H263V251H264V246H263V242H264V237H263V235H264V231L262 230H260L259 231V228L257 229V231H255L254 233H253V235H254V237H253V235H250L249 236V234L247 235V234H245V232L246 233H248L249 231L251 232V228L253 227L254 229L252 230V231H254V230H256L255 229V225H256V223H255V225L253 224V226H250V228H249V230H248V228L246 227V226H248V224L249 223H254V221L256 220V221H258V216H257V219H256V217H255V219H254V221L252 222V220H251V216H253V215H255L256 216V214H259V212H257L258 211V208H260L259 206H260V204H261V202H260V204H258L259 203V201H261V199L259 198L260 197V195L259 194H262L263 193V185L261 184V183H263L264 182V164H262V163H264L263 161H264V157H263V153H264V150H262L263 151V153H262V151L261 152H259V153H261V156L259 155V154H257V151L256 150H254L253 151V154H252V152H250V151H247L246 153L244 152V155H243V157H242V159L240 160V162L241 163H239L238 164V168H237V166H236V168H237V172L235 171V169L236 168H232V166L230 165V167L233 169H231L230 168V170H231V172H232V174H233V178L234 179H232L234 182H233V184L230 182V179H227L226 180V175H225V173H224V175L225 176H223V174H222V172H220L221 173V175L223 176V182H229V183H231L232 184V186H235V188L234 187H231V185H230V187L231 188H233L232 190H231V192H232V194L230 195L231 197L233 196V199H231V197H229L228 198V196L226 195V187H225V184H224V187H223V190H222V192H220L221 191V187H222V185H223V182L221 183V181H219L218 183H217V181H218V178L221 176L220 174H219V176H218V173H219V170L221 169V166H222V169H223V167H225V164H227L228 162H225V164L224 163H222L221 161L222 160H224V161H226V158L228 159V156L230 157V155H231V157L233 158V152L235 153V147H236V144H237V142H238V138H237V135H238V137H239V134H240V132L239 133H237L238 131H241L242 130V128H241V126L243 125L244 126V124H242L241 122H240V124H239V120L238 119H241L242 118V116H241V112H242V114H243V112H244V107H245V101H243L242 100V98H240L241 100L240 101H242V102H240L239 101V99L237 100L236 98L237 97H235V99H233L234 98V96L236 95L237 96V94H235L233 97H232V100H236V101H238V103L235 101L234 102V105L235 106H232L231 107V105H232V103H233V101H231V102H229V105L230 106H228V107H230V109L228 108V107H225V106H227V104H228V102H226L227 100H226V98H225V100L223 99V97L222 96H224V94L222 93H220L221 94V98L219 97L218 98V96L219 95H216V93H214ZM219 94V93H218ZM91 96H89V98L91 99V100H93V99H96V97H94V94L93 93H91L90 94ZM169 95V96H168ZM181 95H179V96H181ZM189 95H191V97L189 96ZM93 96V97H92ZM192 96H194V97H192ZM165 97V98H164ZM174 97V98H173ZM181 97V98H182ZM190 98V100H189V98ZM88 98V99H89ZM97 98H99V97H97ZM157 98V99H156ZM162 98H164V99H162ZM187 98V99H186ZM200 98V99H199ZM204 99H201V102L203 101V100H205L206 99V97L204 96L203 97ZM101 99H102V97H100L99 98V100L101 101ZM153 99V100H152ZM174 99V100H173ZM207 99H206V101H207ZM219 99V100H218ZM98 100V101H99ZM157 100V101H156ZM218 100V101H217ZM221 100V101H220ZM95 101H97V99L95 100ZM154 101V102H153ZM156 101V102H155ZM164 101V103H162ZM171 101V103H173ZM211 101V102H210ZM214 102V104H213V102ZM220 101V102H219ZM224 101V103H222ZM93 102H94V100H93ZM217 102V103H216ZM225 102L227 103L226 105H225ZM155 103V104H154ZM163 104V106H162V104ZM216 103V104H215ZM222 105H221V104ZM241 103H244V105L243 104H241ZM94 104H96V102H94ZM175 104H176V102H175ZM189 104V105H190ZM158 105V106H157ZM161 105V106H160ZM173 105H174V103L172 104V107H173ZM219 105V106H218ZM221 105V106H220ZM225 105V106H224ZM242 105V106H241ZM156 106H157V108H156ZM218 106V107H217ZM224 106V107H223ZM238 106V107H237ZM153 107H155V108H153ZM160 107H163V109H160ZM190 107V106H189ZM204 107H205V105H204ZM219 107H221V108H219ZM239 107H241V108H239ZM219 108V109H218ZM226 108V109H225ZM233 108V109H232ZM152 109H154V110H152ZM190 109H191V107H190ZM212 110V111H211ZM217 110V112H214L213 113V111H216ZM227 112H226V111ZM230 110V111H229ZM232 110H234V111H232ZM240 110H242L241 112H240ZM224 111V112H223ZM236 111V112H235ZM239 111V112H238ZM160 112V111H159ZM158 112V113H159ZM221 112H222V114H221ZM231 112V113H230ZM232 112H233V114H232ZM223 113L225 114V116L227 117H225L224 115H223ZM235 113V114H234ZM232 115L233 116H235L234 118L232 117ZM240 115V116H239ZM222 117V118H221ZM225 117V118H224ZM211 118H212V116H211ZM216 118V119H215ZM229 118H230V121H229ZM219 119V120H218ZM224 119V120H223ZM231 120H232V122H231ZM212 121H215V125H214V123H211ZM219 121V122H218ZM222 121V122H221ZM225 121V122H224ZM224 122V124H225V128L227 127V129H229L228 128V125H229V127H230V130H231V128H232V126H233V128H232V132L234 133V132H236V134H234V138H233V134L232 135H230V133H229V131L227 130V129H225L229 134H228V136H226V140L224 139V142L221 140L220 141V139H218V137H216V136H218V133L219 132H221V129L223 128V126H222V123ZM227 123V124H226ZM230 123V124H229ZM236 123H238L239 125L238 126H235V125H237ZM217 124H218V126H219V128H218V126H217ZM220 124H221V126H220ZM242 124V125H241ZM227 125V126H226ZM230 125H232V126H230ZM241 125V126H240ZM211 126V127H210ZM240 126V127H239ZM218 128V129H217ZM234 128H236L235 129V131H234ZM220 129V130H219ZM239 129V130H238ZM241 129V130H240ZM216 130V131H215ZM205 132V133H204ZM225 132V131H224ZM223 132V133H224ZM227 132H226V135H227ZM223 133H222V135H223ZM217 134V135H216ZM212 135H214V136H212ZM221 134L219 133V136H220ZM235 135H236V138H235ZM230 136H232L231 138L232 139H228V140H232L231 142H233V139H234V141H235V144L233 143V145H232V148H231V146H230V144L231 143H229L230 141H227V138H229ZM183 137H184V135H183ZM214 137L215 138H217V141H216V139H214ZM221 137V136H220ZM211 138H213V142L214 143H217V146L219 145V141H220V145H221V147H226V151L225 152H228L227 154H229V155H226V153H223L224 152V150L223 149H225V148H222L221 149V147H219L218 146V148H217V150H216V147H215V150L213 151V149H212V151L210 150L211 148H212V146L214 145V143H211L212 142V139ZM211 139V140H210ZM182 140H185V138L184 139H181V141ZM198 140V141H197ZM208 140V141H207ZM215 140V141H214ZM219 140V141H218ZM226 141H227V143H228V145H226ZM189 142V143H188ZM199 142V143H198ZM200 142H201V144H200ZM203 142L205 143L204 145L206 146L207 145V147H206V149H207V154H206V152H205V148H204V145H203ZM208 142H210V144H208ZM221 142H223V144H221ZM195 143V146H196V148H197V146H198V144H199V148H200V146L202 147L203 146V149H201L200 148V152L202 153L203 151L205 152V153H203L202 155L204 156V158H206V160H207V162L206 163H208V165H210L209 163L211 162L210 160L212 159V155L214 156L216 153H215V151L217 152L218 151V149H220V151H219V154H220V156L218 155V160L216 159V165H214L215 167H216V169L214 168V170H213V174H214V176H213V174H212V176L210 177V182H211V180H212V183H211V185H213L214 184V182L217 184V187L216 188H218L217 189V191L215 192V194L217 193V196L215 197L214 196V198H213V192H211V194L209 195H207V192H206V194H203L204 193V191L206 190V186H205V184H206V180H208V175H207V173H208V170H205V169H203V166H201V168H202V170H204V173H202V171H201V168L198 166V174L200 175V176H197V171H196V166L194 167V164H196V162L194 161V160H196V156H195V154L197 155V153H198V149H195V151L193 150V152L191 151V148L193 147V144ZM190 145H192L191 146V148H190ZM208 146H209V148H208ZM210 146H211V148H210ZM184 147V148H183ZM227 147H229V149H227ZM188 148V149H187ZM179 149V150H178ZM193 149V148H192ZM231 149V153L229 152V150ZM196 150H197V153H195L196 152ZM203 150V151H202ZM210 150V151H209ZM234 150V151H233ZM190 152H192L193 154H194V156H193V154H191ZM212 152V153H211ZM208 153H209V155H208ZM214 153V154H213ZM248 153V154H247ZM181 154V155H180ZM187 154H188V156H187ZM205 154H206V157H205ZM250 154V155H249ZM255 154V155H254ZM189 155H191V156H193V158H194V160H192L191 161V159H192V157L190 158V156ZM246 155H248L247 157H246ZM257 155H258V157H257ZM203 156H202V159H203ZM221 156H225V157H221ZM259 156H260V158H259ZM210 157V158H209ZM230 157V158H231ZM258 159H257V158ZM261 157H262V159H261ZM220 158V159H219ZM231 158V159H232ZM256 158V159H255ZM231 159L229 160V161H231ZM254 159H255V161H254ZM261 159V160H260ZM213 160H214V157H213ZM221 160V161H220ZM227 160V161H228ZM260 161V164L259 163H256V161ZM182 161V162H181ZM186 161V162H185ZM205 161V159H203L202 160V165H203V162ZM209 161V162H208ZM217 161H219V166H218V162ZM257 161V162H258ZM191 162H193L194 164H192ZM191 163V164H190ZM213 163V162H212ZM222 163V164H221ZM183 165V166H182ZM191 165H193V167L191 166ZM197 165H199V163L197 162ZM180 166V167H179ZM190 166H191V170L189 171V169H190ZM250 166H251V168H250ZM260 166V167H259ZM177 167V168H176ZM253 167V168H252ZM200 168V169H199ZM206 168V167H205ZM244 168V169H243ZM262 168H263V170H262ZM207 169V168H206ZM217 169H218V171H217ZM254 169V170H253ZM261 169V170H260ZM199 170H200V173H199ZM223 170H225V168L223 169ZM229 170V171H230ZM193 171V172H192ZM194 171H196V175H195V173H194ZM206 171H207V173H206ZM221 171V170H220ZM236 172L235 174L236 175H234V173L233 172ZM242 172L241 173V175H240V173L239 172ZM260 171V172H259ZM190 172V173H189ZM217 173V175H216V173ZM225 172H226V170H225ZM257 172H259V174H256ZM210 173V172H209ZM208 173V174H209ZM253 173V174H252ZM189 174H190V176H189ZM203 174V176L205 177H203L204 179H203V181H202V183H201V175ZM206 174V175H205ZM231 173H230V175H232ZM237 174H238V176H237ZM251 174H252V176H251ZM256 174V175H255ZM229 175V176H230ZM170 176V177H169ZM172 176H173V180H172ZM195 176L197 177V179L195 178ZM217 176H218V178H217ZM221 176V177H222ZM240 176V177H239ZM206 177H207V179H206ZM214 177V178H213ZM216 177V178H215ZM250 177V178H249ZM213 178V179H212ZM229 178H231V176L229 177ZM189 179V180H188ZM214 179H216V180H214ZM254 179V180H253ZM196 180H197V184L195 183L196 182ZM199 180V181H198ZM225 180V181H224ZM242 180V181H241ZM252 180H253V182H252ZM195 181V182H194ZM206 181V182H205ZM209 181V180H208ZM192 182H193V184H195V187H194V190L196 189V187L198 188L199 187V185H201L200 186V188H204V189H200L199 188V190L198 189H196L194 192L193 191H190V190H192L193 189V187H191L192 186ZM200 184H199V183ZM240 182V183H239ZM205 183V184H204ZM251 183V184H250ZM256 183H257V185H256ZM24 184V186L27 188L26 190H28L29 191V188L31 187V183L30 182H24L23 183ZM172 184V185H171ZM219 184V185H218ZM255 184V185H254ZM259 184V185H258ZM264 184V183H263ZM170 185H171V187H170ZM206 185H210V183L208 182ZM252 185V186H251ZM23 186V187H24ZM187 186V187H186ZM214 186V185H213ZM219 186V187H218ZM221 186V187H220ZM253 186H254V188H253ZM40 187V185H38V187L37 188H39ZM165 187V188H166ZM249 187H251L250 189H249ZM261 187V188H260ZM207 188H209V187H207ZM212 188V187H211ZM262 189V192L260 193V190H259V192H258V190L257 189ZM34 189V188H33ZM173 189V190H172ZM186 189V190H185ZM225 189V190H224ZM255 189V190H254ZM171 190V191H170ZM183 190H185V191H183ZM208 190V189H207ZM215 190V189H214ZM187 191V192H186ZM200 193H199V192ZM210 191V190H209ZM208 191V192H209ZM171 192V193H170ZM176 192V193H175ZM189 192H193L192 194L194 195L195 194V196L193 197L192 196V194H191V197L190 196H188V195H190V193ZM197 192V193H196ZM202 192V193H201ZM251 192H252V194H251ZM210 193V192H209ZM219 193V194H218ZM250 193V194H249ZM201 194V195H200ZM202 194H203V198H202ZM222 194V195H221ZM227 194H228V192H227ZM229 194H230V192H229ZM256 194V195H255ZM186 195V196H185ZM199 195V197H201V198H196L197 196ZM205 195V196H204ZM212 195V196H211ZM223 195H226V196H223ZM248 195V196H247ZM11 196V195H10ZM220 196H222L223 198H221ZM234 196H235V198H234ZM252 196V197H251ZM209 197V198H208ZM219 197H220V199H219ZM225 197H227L229 200H230V202H233L231 205L230 204H228V199H227V201L225 200ZM244 197L245 198H247V199H245V202H244ZM10 198H12V196L10 197ZM175 198V199H174ZM183 198H184V200H183ZM193 198V199H192ZM196 198V199H195ZM216 198H218L219 200L218 201H221V200H223V203L224 202H227V206H228V208H225V204H223V203H221V202H219L220 204V208H221V210H220V212H219V205H218V202H217V200H215ZM258 198V199H257ZM8 199H9V197H8ZM164 199H165V197L163 198V202H164ZM188 199V200H187ZM198 199H201V200H199L198 201ZM202 199L205 201V199H209L208 201L206 200L205 201V205H203L204 204V202L201 204V202H202ZM241 199V200H240ZM248 199H252L251 200V202H250V200H248ZM255 199L258 201V203H257V205H256V207H257V210L255 211V212H257L256 214H253V212H251L252 210H251V208L253 209V210H255V204L254 203H256V202H254L255 201ZM263 199H264V195H263ZM212 200V201H211ZM214 200V201H213ZM225 200V201H224ZM184 201H186V202H184ZM210 201H211V204H210ZM27 202H29V201H27L26 199H25V201H24V204H25V210H27L28 209V211H25L24 210V212L23 213H27V212H29V208L27 207ZM32 202V203H31ZM31 202H29V203H31L30 205L32 206L31 207V209H32V212H31V210H30V212L29 213H33L34 212V214H36L35 213V208L33 209V207L35 206L34 204H39L38 202H36V201H31ZM36 202V203H35ZM166 202V201H165ZM165 202L163 203V205H162V208L164 209V206H166L165 205ZM184 204H183V203ZM212 202H213V204H212ZM217 204H216V203ZM240 204V205H238V203ZM249 202V204L247 205V203ZM181 203H182V205H181ZM198 203H199V205H198ZM217 205V206H215V204ZM243 203V204H242ZM246 203V204H245ZM264 203V202H263ZM33 204V205H32ZM128 204L129 203H126L125 205H127L128 206ZM173 204H174V207H172L173 206ZM208 204L210 205V207L208 206ZM223 204V205H222ZM236 204V205H235ZM251 204V205H250ZM6 205H7V209H8V206L10 205V208L12 207L11 206V203H9V204H7L6 203ZM29 205V204H28ZM30 205H29V207H30ZM202 205L205 207V209H203L202 208ZM225 205V206H224ZM241 205H243V206H241ZM40 206V205H39ZM180 206H181V209H180ZM226 206V207H227ZM249 206V207H248ZM250 206H251V208H250ZM261 206H262V204H261ZM23 207V208H24ZM26 207H27V209H26ZM37 209H39L38 207H37V205L35 206ZM112 206H108L107 208H108V211L106 210L105 211V213H104V215L105 214H108L110 217H113V218H115V219H117L116 221L118 222V226L121 228H119L117 225H116V228L114 227V222L113 221H111V222H113V226H112V224H109V219H108V217H106V221H105V226H104V228H103V230L104 231H106V233L108 232V231H111L112 232V234H110V237L111 236H113L114 237V235H115V233L116 232H118V230L117 229H119V231L123 234V238H124V235L126 234L125 233V231H126V228L128 229V225H129V221H130V218H131V216L129 215V212H128V214L126 213L125 214V216L127 215H129L128 217L126 216H124V219H123V221H122V217L123 216H121L120 218H116V217H114V216H116V212H114L113 210H112V208H111ZM130 208L132 207V206H129ZM200 207H201V212L199 211L198 212V210H200ZM211 207H212V209H211ZM224 207V208H223ZM232 207V208H231ZM239 207V208H238ZM242 207V209L240 210V208ZM110 208V209H109ZM183 208V209H182ZM188 208H190V209H188ZM207 208V209H206ZM210 208V209H209ZM214 208H217V209H214ZM238 208V209H237ZM246 208H249L250 210H249V212L247 211V209ZM261 208H263V207H261ZM260 208V209H261ZM180 209V210H179ZM188 209V210H187ZM202 209H203V212H202ZM226 209H228V210H226ZM229 209L231 210L232 209V211H229ZM245 209V210H244ZM176 210V211H175ZM182 210V211H181ZM186 210V212H187V214H186V212H184ZM192 210V211H191ZM213 210H214V212H213ZM245 211V214H244V211ZM262 210V209H261ZM9 211V210H8ZM110 211H112V212H114L115 213V215H114V213L112 214V212H110ZM126 211H129V210H126ZM172 211V212H171ZM179 211H180V213H179ZM189 211V212H188ZM190 211L192 212V213H190ZM218 211V212H217ZM235 211V212H234ZM264 211V210H263ZM38 212H39V210H38ZM107 212V213H106ZM175 212V213H174ZM184 212V213H183ZM205 212V213H204ZM226 212L227 213H230V212H232V213H230V215L229 214H226ZM234 212V213H233ZM243 212V213H242ZM168 213V214H169ZM179 213V214H178ZM182 213V214H181ZM249 213V214H248ZM21 214V215H19V216H21V218H23V221L21 222V224H20V220L19 219H21V218H19V216L17 217V216H13V218L15 219V221H18L17 223L13 220V222L11 221V223H12V225L10 224V220L9 221H7V223L8 224H6L7 225V227H5L6 225H5V221L3 220V222H4V225L5 226H3V230H0V237H1V239H0V252H2V255L0 256V264H4V263H2V262H5V264H7L8 262H7V259H8V261L9 260H14L15 258L13 257L12 258V254L13 253H16V250H19V247L20 246H18L17 244H19L18 242H19V240L21 239V241H22V239H24L25 237L24 236H20L19 237V235H22V234H24L25 233V231L23 230V229H26V224L28 223H26V224H24L23 222H24V219H27L28 218V216L30 215V214ZM34 214H31L30 215V217H32L33 219H35V221H38L37 219H39L40 217H41V215H40V212L36 215V217L37 218H35V216H34ZM199 214H202V215H200V216H198ZM203 214H204V216H207V218L205 217L204 219H203ZM221 214L223 215V216H221ZM224 214L226 215V216H224ZM236 214V215H235ZM240 214H242V215H244V216H246V214H247V219L244 217H242V215H240ZM22 215H23V217H22ZM28 215V216H27ZM95 215L96 214H94V219H95ZM112 215H114V216H112ZM171 215H170V217H171ZM194 215H193V217H194ZM197 215V216H196ZM228 215V216H227ZM260 215H261V212H260ZM264 215V214H263ZM38 216H39V218H38ZM48 216V215H47ZM184 216L182 217V219L183 220H185V218H184ZM203 216V217H202ZM209 216V217H208ZM8 217V216H7ZM12 217V216H11ZM16 217H17V220H16ZM27 217V218H26ZM29 217V218H30ZM92 217V216H91ZM92 217V218H93ZM168 217H169V215H168ZM177 217V218H176ZM199 217H200V219H201V221L199 220ZM216 217H219L218 218V221L220 220V221H222V219H223V221L220 223V221L219 222H217V219H216ZM222 217V218H221ZM225 217V218H224ZM227 217V218H226ZM230 217V218H229ZM260 217H262V215L260 216ZM1 218H3L2 216H0V219ZM10 218V217H9ZM96 218H97V216H96ZM240 218H241V220H240ZM32 219V220H33ZM120 219H121V221H122V224H123V227L124 226H126V228H123L122 227V225H121V221H120ZM179 219H180V217H179ZM191 219H193L192 218V216H191ZM227 219V220H226ZM229 219H231V220H233V222L231 223L230 222V220ZM239 219V220H238ZM263 220H264V217L262 218ZM6 220V219H5ZM126 220V221H125ZM198 220L200 221V222H198ZM211 220V219H210ZM226 222H225V221ZM246 220H248L247 222H249V223H247L246 222ZM249 220H251V221H249ZM261 220V219H260ZM182 221V220H181ZM228 221H229V223H228ZM244 221L246 222V224L247 225H245V228H247V229H245L244 230V225H242L241 223L243 222L244 223ZM15 222V223H14ZM25 222H26V220H25ZM32 222V221H31ZM31 222L29 221V227L31 226ZM34 222V221H33ZM117 222H115L116 224H117ZM120 222V223H119ZM225 222V223H224ZM235 222V223H234ZM239 222V223H238ZM24 225H23V224ZM108 223V224H107ZM127 225H126V224ZM208 223V224H207ZM217 223H218V226H217ZM261 223H263V221H261ZM15 224H17L19 227H21V229L19 228V229H16V228H18V226L16 227V228H14L15 227ZM34 224V226H35V223H33ZM211 225V226H213V228H214V225ZM221 224V225H220ZM237 224L239 225H242L241 227H239V226H237ZM250 224V225H251ZM121 225V226H120ZM226 225V226H225ZM228 225V226H227ZM234 225V226H233ZM264 225V224H263ZM262 225V227H264ZM23 226H25V227H23ZM203 226V227H202ZM211 226H209V231H210V228H211ZM224 226V227H223ZM231 226V227H230ZM258 226V225H257ZM4 227H5V230H4ZM14 228V229H11V228ZM27 227H28V224H27ZM236 227V228H235ZM8 228H9V230H8ZM23 228V229H22ZM206 228V227H205ZM221 228V229H220ZM230 228V229H229ZM238 228V229H237ZM1 229H2V227H1ZM29 229V228H28ZM125 229V231H123V230ZM224 231H223V230ZM239 229H242V230H244L245 232H243V231H241V233H240V230ZM261 229V228H260ZM11 230H12V232H11ZM21 230H22V234H21ZM230 230V231H229ZM239 232H238V231ZM247 230V231H246ZM1 231L3 232V233H1ZM16 232V233H14V232ZM20 231V232H19ZM28 230L26 229V232H27ZM171 230L170 229H168V232H169V234L172 232H170ZM211 231H210V233H211ZM222 231L225 233V236H223V239H222ZM229 233H228V232ZM11 232V233H10ZM127 232H128V230H127ZM237 232V233H236ZM249 232V233H250ZM262 232H263V234H262ZM113 233H114V235H113ZM196 233V232H195ZM194 233V234H195ZM204 233V232H203ZM209 233V232H208ZM210 233H209V235H210ZM235 233V234H234ZM19 237L18 239L19 240H17V236ZM108 234H109V232H108ZM193 234V235H194ZM228 234V238L229 239H227V241L226 240H224V239H226V235ZM231 234H233V235H231ZM241 235V236H239V235ZM256 234V235H255ZM258 234L260 235V236H258ZM12 235H14V236H12ZM166 235H168V234H166ZM171 235H172V233H171ZM224 235V234H223ZM234 235L236 236H238L239 237V239L238 238H235L234 239ZM8 236V237H7ZM128 236H130L129 235V233L127 234V237H126V235H125V238H124V241H125V244H127V246L128 245H130L129 243H128V241L130 240L129 238L130 237H128ZM169 236V235H168ZM195 236H196V234H195ZM216 236H217V238H216ZM246 236V237H245ZM247 236H249V238L251 237V239L250 240H252L253 238V240H254V242H252V245H253V243H254V248H256V249H249V252H248V248H247V242H248V244H249V238L247 237ZM11 237V238H10ZM113 237H111V240L113 239ZM121 237H122V235L120 236V235H116V238L117 239H119V241H117V242H115V243H117L116 244V247H117V245H119L120 246V248H119V246H118V248H119V251L118 250H116L117 248H115V251H117L118 252V256L120 255V253L119 252H121L120 251V249H121V247H122V249L124 248V247H126V245L124 244V241L121 239ZM172 237L173 236H170V239H172ZM242 237L244 238V239H242ZM256 237V238H255ZM15 238V239H14ZM115 237H114V241H115V239H116ZM193 238H195L194 236H193ZM192 238V239H193ZM219 238H221L220 240H219ZM261 238V239H260ZM121 239V240H120ZM167 239H169V237L167 238ZM207 239H208V236H207ZM217 239H218V241H217ZM232 239V240H231ZM234 239V240H233ZM246 239H248V240H246ZM105 240H106V238H105ZM107 240H108V238H107ZM202 240H204V241H202ZM213 240V239H212ZM235 240H237L236 242H235ZM252 240V241H253ZM12 241H14V242H12ZM114 241H112L111 243H114ZM120 241H122V242H120ZM193 241H194V239H193ZM197 240H196V238H195V242H196ZM209 241H210V238H209ZM256 241V242H255ZM8 242H9V244H8ZM109 242H110V238H109ZM190 242V241H189ZM192 242V241H191ZM218 242L219 243H221V245L219 244V247H218ZM224 242V243H223ZM235 242V243H234ZM237 242H238V244H237ZM13 243V244H12ZM107 243V242H106ZM114 243V244H115ZM226 243V244H225ZM228 243H230V244H228ZM244 243H246V244H244ZM260 245H259V244ZM114 244H112V247L109 245V247H111V250H109V251H112V248H113V246H114ZM189 244H190V247H189ZM196 243H192V245L194 246ZM200 244H201V246H200ZM202 244L204 245V249H205V251H206V253L208 252V255L205 253V252H203L204 251V249L202 250ZM217 244V245H216ZM240 244V245H239ZM8 245V246H7ZM16 245V246H15ZM107 246H108V243L106 244ZM125 245V246H124ZM207 245L209 246V242L207 243ZM11 246H12V248H11ZM187 246V251L189 252V249H190V251H193L194 252V248H193V246L191 247V243H188V245H186ZM196 246H197V244H196ZM208 246H206V247H208ZM216 246V247H215ZM225 246V247H224ZM228 246V247H227ZM240 246V247H239ZM7 247H9L10 248V250H11V252H10V250L7 248ZM108 247V248H109ZM211 247V248H212ZM224 247V248H223ZM21 248V247H20ZM128 248V247H127ZM192 248H193V250H192ZM209 248H210V246H209ZM218 248L220 249L219 250V252H218ZM243 248H247V250L246 249H244V251H243ZM249 248H251V246L249 247ZM258 248H259V251H258ZM149 249V248H148ZM224 249V250H223ZM230 249V250H229ZM240 249V250H239ZM263 249V250H262ZM15 250V251H14ZM21 250V249H20ZM150 250H152V251H148V250H145V252L143 253L144 255V257L146 258V256H147V260L149 261H153L155 258V255H156V251H155V249L153 248V249H151L150 248ZM154 250V251H153ZM215 250H217V252L215 251ZM222 250V251H221ZM256 250V251H255ZM260 250H262L261 252H260ZM22 251V250H21ZM147 251V252H146ZM245 251H247V252H245ZM254 251V252H253ZM6 252V253H5ZM10 252V253H9ZM13 252V253H12ZM112 252H114V249H113V251ZM148 252H149V254H148ZM215 252V253H214ZM223 252V253H222ZM257 252V253H256ZM19 253V252H18ZM22 252H20L19 253V255L21 254ZM195 253L193 254V256L195 255ZM202 253H204V255L202 254ZM217 253H218V255H217ZM221 253V254H220ZM247 253V258L245 257V259L246 260H248V261H245V262H243V260L241 261V258H242V256L241 255H244V254H246ZM253 253V254H252ZM5 254V255H4ZM109 254H111V252H109ZM108 253H107V255H109ZM114 254H116V252H114ZM220 254V255H219ZM248 254H250L249 256H248ZM259 254H260V257H259ZM263 254V255H262ZM10 255H11V257H10ZM18 254H16V255H13V256H17ZM18 255V256H19ZM112 255V254H111ZM207 255V256H206ZM232 255H234V256H232ZM254 255V257H252ZM21 256V255H20ZM19 256V257H20ZM116 256H117V254H116ZM152 256H153V259H152ZM203 256L205 257V259L203 258ZM211 256V257H210ZM213 256V257H212ZM241 256V257H240ZM256 256V257H255ZM22 257V256H21ZM113 257L115 258V255H113ZM201 257V258H200ZM230 257V258H229ZM235 257H237L236 259H235ZM244 257V256H243ZM259 257V258H258ZM3 260H2V259ZM111 258V260H112V262H113V260L114 259H112V256L110 257ZM118 258V257H117ZM124 258H125V255H124V257H123V260H122V257H121V255H120V261H121V263H123V261H124ZM149 258V259H148ZM199 258V259H198ZM251 258H252V260H251ZM258 258V259H257ZM205 260V261H203V260ZM216 259V260H215ZM238 259V260H237ZM244 259V260H245ZM253 259H254V261H253ZM118 261H119V258L117 259ZM197 260V261H196ZM230 260V261H229ZM114 261H116V259L114 260ZM118 261H116L117 262V264H119L118 263ZM226 261V262H225ZM238 261H239V263H238ZM237 262V263H236ZM252 262V263H251ZM187 263V264H188Z\"/></svg>", "mask_w": 264, "mask_h": 264}]
</instances>
